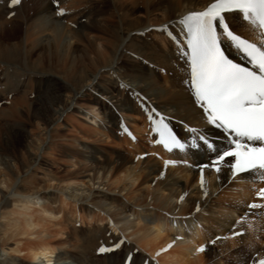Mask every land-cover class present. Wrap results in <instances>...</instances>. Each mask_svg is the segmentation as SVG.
Returning a JSON list of instances; mask_svg holds the SVG:
<instances>
[{"label":"bare ground","instance_id":"1","mask_svg":"<svg viewBox=\"0 0 264 264\" xmlns=\"http://www.w3.org/2000/svg\"><path fill=\"white\" fill-rule=\"evenodd\" d=\"M70 1L72 6L75 2L78 3V0ZM211 1L101 0L109 12L106 9L96 12L95 2L89 0L86 12L80 17H85L86 20L67 29L62 21L68 15L55 16L57 11L52 3L42 0L38 9L40 11L37 10L33 20L34 11L32 15L26 13L28 10L24 14V21H36V26L33 25L32 31L29 30L25 38L30 49L24 51L22 44L18 42L11 43L12 46L9 47L0 45V59L8 61L20 57L21 61L22 57L27 64L26 61L34 55L39 44L37 39L53 26L49 34L52 46L50 45L46 55L50 60L61 64L62 77L53 72V69H39L43 59L40 54L31 61L32 69L27 72L18 73L11 65H7L0 74V81L4 82L3 85L0 83V92L13 83L9 79L11 77H17V86L24 85L21 76L35 79L37 96L35 103L31 105V115L45 128V138L37 145V152L45 146L43 144L46 137H49V144L44 150L51 152L53 142L50 140L54 139L53 135H59L55 129L51 130L52 126L59 124V117L63 113L64 117L68 116L66 111L69 107L82 110L78 106L80 100L85 103L84 106L81 105L82 108L88 109L85 115L91 121V136L98 134L119 146L123 142L127 146L115 149L104 143L107 144L106 148L85 145L68 149L66 157L75 160L71 161L73 168L62 176L53 173L51 169L52 173L45 174L48 176L43 180L34 176L31 168L37 161V152L34 155L30 150L33 155L28 153L25 162L18 161L20 165L17 163V169L20 171L15 174L12 172L14 176L9 167L10 158L3 154L0 156V168L3 170L0 178V219H6L7 215L17 216L18 211L23 216L32 214L24 218L25 226L22 228L17 226L18 219H9L11 224L14 222L15 234L18 229V234L42 237L39 231L33 232V229L40 226L33 219L35 211L43 212L53 219L60 217L63 221L61 224L66 228L72 222L65 239L54 246L50 244V240L40 241L35 245L29 242L26 246L28 257H48L46 260L52 264H123L126 255L131 254L129 264H161L153 257L156 258L157 253L175 242L172 248L161 255L163 261L174 264H242L245 260L249 261L248 258H252L255 252L258 258L254 261L264 259V246L257 243L261 240L258 234L264 236V217L260 215L264 213V209L260 211L247 208L249 203H264L253 191L254 185H257V191L264 188V180L253 183L246 178V174H242L244 178L230 181L227 168L218 179L214 171L205 170V196V189L200 186L198 169L187 165L164 166V161L168 159H187L190 164L206 162L204 150L167 154L158 146H148L144 135L148 124L147 114L155 110L152 113L162 114L183 140L194 135L190 129L195 128L214 140L217 146L225 145V134L207 123L202 109L194 104L188 86L184 83L186 74L183 62L178 60L177 42L169 38L167 32L158 30L167 26L168 32L180 40L179 19L190 11L206 7ZM9 3L10 0H0V21H7L5 15L8 9L19 7H9ZM156 12L159 17L152 19L151 15ZM137 14L146 19H141L142 16H136ZM110 16H115L117 21H109ZM229 22L237 33L255 40V34L240 19ZM83 35L84 50H81L77 42L83 41ZM72 39L76 43L72 44ZM1 41L3 42L2 39ZM180 44L183 46L182 41ZM229 55L239 61V57L231 52ZM66 95L70 97L65 100ZM23 98L17 101L24 103ZM133 116L143 118L138 123V120H130L129 117ZM22 124L7 125L9 128L6 126L8 132L3 143L8 148L16 147L18 136H23L25 142L30 141L25 124ZM38 138L40 139L39 136ZM43 164L44 162H38L37 166L40 168ZM161 173L164 175L161 176ZM50 181H56L57 184L53 185ZM70 182H81L83 187L72 186ZM32 202L40 210L31 207L29 204ZM10 205L12 208L8 209ZM197 206L199 211L196 210ZM246 213L247 220L237 224L236 219ZM63 216L67 218L63 219ZM76 216L85 223L84 227L73 224ZM248 221L256 230L248 228ZM1 225L0 222V230L8 229ZM233 231H243V235L218 240L215 245L206 242L217 236L232 237ZM62 233L64 232L61 231ZM178 236L183 239H177ZM1 239L2 236L0 251L4 250V241ZM121 239L125 242L120 247L98 253L101 246L112 248ZM202 244L207 245V250L197 253V247ZM236 244L238 247L232 251V246ZM51 246L55 250L63 246L66 248L59 253L53 251ZM136 248L146 254L137 252ZM225 253L227 254L223 256ZM0 264L25 263L6 255L0 256Z\"/></svg>","mask_w":264,"mask_h":264},{"label":"snow or ice","instance_id":"2","mask_svg":"<svg viewBox=\"0 0 264 264\" xmlns=\"http://www.w3.org/2000/svg\"><path fill=\"white\" fill-rule=\"evenodd\" d=\"M21 2L10 0L9 7ZM53 2L58 16L68 14L66 9L59 7V0ZM237 18L249 26L255 40L239 35L230 27L229 21L234 22ZM178 24L186 37L183 46L168 32L167 26L158 30L167 32L177 42L178 60L183 62L186 74L184 83L193 102L202 109L209 125L223 131L226 144L217 146L214 140L195 128L190 129L194 135L183 140L173 133L165 117L154 119L149 115L152 130L158 135L156 143L168 153L199 152L201 149L206 153V162L190 164L187 159H168L164 161L165 168L187 165L198 169L202 189L206 184L205 170L214 171L218 179L227 168L230 181L244 178L242 174L253 183L264 180V0H212L202 11L184 15ZM230 52L246 63L230 58ZM204 195L207 196L206 189ZM256 197L264 200V188L256 192ZM247 208L264 209V203H249ZM196 210H200L199 206ZM260 215L264 216V213ZM247 217L248 213L237 224L245 222ZM248 228L256 230L250 221ZM240 235L243 233L233 231L232 237L217 236L209 244ZM123 242V239L117 241L112 248L101 246L98 252L115 250ZM173 243L162 251L172 248ZM206 250L207 245L202 244L196 252ZM256 264H264V259H259Z\"/></svg>","mask_w":264,"mask_h":264},{"label":"rangeland","instance_id":"3","mask_svg":"<svg viewBox=\"0 0 264 264\" xmlns=\"http://www.w3.org/2000/svg\"><path fill=\"white\" fill-rule=\"evenodd\" d=\"M22 1H23V4L22 5L20 4L19 7H17V9H15V8L8 9V12H6V15H5L6 19L8 18L7 21H0V45H2L1 47H4V46L9 47V46H12V44L14 42H18L19 44L20 43L22 44L24 51H26V50L28 51L30 49L29 42H26L25 38H26L27 32L29 30H31L32 27L36 26V24H35L36 21H24V14L28 10V12H26V13L32 15V13L34 11V14L32 17V20H33L34 15L36 14L37 10L39 9V6L41 7L42 0H22ZM44 1L45 2H51V0H44ZM65 1H66V3H68L70 5L68 8L70 10V13L67 14L68 15L67 19L62 21L63 25H66L68 27L67 29H69L71 27L73 28L75 23L84 22L86 20V18L85 17L80 18V17H82V15L86 12L87 2L89 0H78V3L75 2L74 6H72V3L70 0H60V2H65ZM91 1L95 2L96 12H98V10L100 12L101 10H105V9H106V12H109L108 9L106 8V6L104 5V3L101 2V0H91ZM53 8L56 9L54 6H53ZM39 11L40 10H38V12ZM74 15H76V17H73ZM55 16H58L57 13L55 14ZM136 16H142V17H140L141 19H146L143 17V15L137 14ZM156 17H159V15H157V12L153 13V15H151L152 19L156 18ZM109 19H110L109 21H117L115 16H112V17L110 16ZM77 20H79V21H77ZM51 28H53V26L49 27V29L45 33H42L40 35L41 39L40 38L37 39L38 40L37 43H39V44L35 48V53L33 55L34 57L33 56L30 57V60L28 59L26 61L27 64L23 61L22 57H21V61L19 60L20 57H17L18 59H11L8 61L1 58L0 59V74L3 72L2 69L5 68L7 65H9V66L11 65L16 70V72H18V73L20 71L21 72L22 71L27 72L28 70L32 69L31 67L33 64L31 63V61L36 59L37 54H40L43 59H41V61H42L41 64L39 63L40 64L39 69H41V70L42 69L43 70L48 69L49 71H52V69H53V72L61 75V77H62L63 76V70L61 68V64L58 62L55 63L54 60H50L48 58V56L46 55V53L49 52L50 45L52 46V44L49 42V39L51 37L49 35ZM12 37H14V39H12ZM1 39L3 40V42L1 41ZM82 40H80L82 42L78 41L77 43H78V47L81 50L82 49L84 50V46H83L84 45V35H83ZM45 41H46V43H45ZM74 43H76L75 39L74 40L72 39V44H74ZM42 44H43V46H42ZM43 55H46V56L43 57ZM49 61H51L50 64H49ZM43 64L46 67L43 66ZM59 68H60V70H58ZM21 77H22V81L24 84V85H21L22 87L20 85L19 86L16 85V80H18L17 77H11L9 79L10 80L12 79L11 82H13V83H10L7 87H4L5 91L2 90L0 92V97H3L5 95V98H0V100H1L0 101V156H2V154H3L4 156L7 155V158H10L9 159V167L12 170L11 173L13 172L15 174L18 171H20V170H18L19 165H20L18 163V161H20L21 163L25 162L24 160L27 159L28 153H31L32 151H33L32 153H34V155H36L38 153L37 154V161L31 167V168H33V172L35 173L34 176L37 175L38 179L43 180L45 178L47 179L48 175H45V174L52 173L51 169L53 170V173L56 172L57 174L62 176L65 174L64 172H66L67 170H71L73 168L71 164L75 160H73V159L70 160V159H68V157H66V151H68V149L78 148V147L85 146V145H98L99 147H105L106 148L105 145H107V144H104V143H108V146H112L115 149H120L122 147L127 148V146H126V144H124V142H123V144L120 143L121 146H119V145L115 144V142L113 143L110 139H107L103 136L101 137L98 134L96 136H91L92 132H93V128H91V126H90L91 121L85 115V113L88 112L87 111L88 109L82 108L81 105H83L84 101L80 100V103H79L80 105H78V106H80V109H82V110L78 111L76 108L72 109V107H69L66 111L68 116L64 117V113H63L59 117V124H54L52 126L51 130L55 129L57 134H59V135L58 136L53 135L54 139L52 138L53 140H50L51 142H53L51 152L48 150L47 151L44 150V148L48 147L49 137H46V139L44 140L43 145H45V146L43 147V149H40L37 152V148H36L37 145L39 144L41 139L45 138V134H44L45 128H44V126H42V124L39 123L40 121L35 120L33 118V116L31 115V113L33 112L31 105H33V103H35L34 101L36 100L35 98L37 96V92H35L36 89H35V84H34L35 79H33V78L31 79L28 76H21ZM9 79H7V81ZM0 83H2V85H3L4 82L0 81ZM71 84H72V82H71ZM72 86H75V85L72 84ZM40 94H42V92ZM19 96H20V99L18 98ZM66 97L68 98V97H70V95L64 96L65 100H66ZM21 98H23L22 100H24V103H21V102L19 103L17 101L18 99L21 100ZM31 101H32V103H31ZM12 103L14 104L13 106H12ZM84 105H85V103H84ZM13 107H15V108H13ZM13 109H14V111H13ZM26 113H29V114H26ZM89 114L92 115L91 112H89ZM7 115L8 116L10 115V116L8 117ZM129 118L131 121H135V120L137 121L138 120L137 122L138 123L140 122L139 117L133 116V117H129ZM26 120L29 122L27 123ZM100 120L101 119L99 118V121ZM23 122H24L25 126H24V124H22ZM13 123L22 124L26 128V131H28L27 133H29L27 135L30 136V138H29L30 141H28V142H25L23 140L24 139L23 136H21V137L18 136L16 138L17 141H15L16 147L14 149H12L10 147L8 148V146L4 145L5 143H3L4 136L8 132V128H9L8 126H10V124H13ZM60 127H63V128H60ZM5 128H7V129H5ZM58 129H59V132L57 131ZM38 136L40 137V139L38 138ZM143 137H144V135H143ZM33 139H35V140H33ZM96 139H98V140L96 141ZM118 142H120V141H118ZM118 142L116 141V143H118ZM26 143H28L29 145L31 144L30 145L31 147L29 145H27ZM87 143H89V144H87ZM25 147H27V148H25ZM28 150L29 151L32 150V151L29 152ZM32 153H31V155H33ZM71 161H73V162H71ZM38 162H41V163L44 162V164H43L44 166L42 165V167L40 166V168H39L37 166ZM1 166L2 165H0V167ZM47 170H49L50 172ZM0 171L2 173V174L0 173V175H1L0 178H2V175H3L2 168H0ZM60 172H62V174ZM14 174H13V176H14ZM52 182L53 181H50L51 184H52ZM78 183L76 182L74 184V182H73V184H72L70 182L69 184H72V186L77 185V187L82 188L83 185L81 184V182H78ZM55 184H57L56 181L53 182V185H55ZM253 191L256 194L257 185H254ZM29 205H31V207H34V209L36 208V210H40V207H39V209H37L38 207H36V205H33V202L30 203ZM9 207L10 208H8V209L12 208L11 205ZM27 216H32V214H28V215L23 216L22 212L18 211L17 216L16 215L15 216L7 215L6 219H3V218L0 219V222L2 223V225H4V226H2V225L1 226L3 228H8V229H6V231L2 230V229L0 230V236H2L1 241H4V243H3L4 250L0 251V254H1L0 256L4 257V256L8 255V256H11V257H13V258L17 259L18 261H21L22 263H25V264H27V263H29V264H52L49 262V260L48 261L46 260V259H48V257L40 256L37 259H33L32 257H28L26 246L29 242L31 244L35 245V244H38L40 241H44V240H47V241L50 240L49 241L50 244L54 246L55 243H59V242H61V240L65 239V236L67 235V231L70 228L72 222H71V224H68V226L66 228L64 226V224L63 225L61 224L63 221L60 217L53 219V218H49V216L45 215L43 212L35 211V212H33V219H36V222H39L40 226L33 229V232L36 233L39 231L40 235H42V237H36L35 234H33L35 237L32 236V234L30 236L18 234V232H20V230H18V229H17V234H15L14 222H12L13 224H11L9 219H13V220L18 219L17 223H19V224H17V226L22 228L25 226L24 225V223H25L24 218ZM244 216L245 215H241V217H244ZM64 218H67V217L63 216V219ZM82 218L84 219V217H82ZM27 219H29V218H27ZM77 219H78V217L75 220H77ZM80 222H76L73 224H79L80 226L84 227L85 223H82V222L80 223ZM85 222H87V218H85ZM9 223L12 226L9 225ZM61 231H63L64 233L61 234ZM14 235H16V236L14 237ZM258 235H259V239H261V240H259V242L263 243L262 238H264V236H262L261 233ZM257 243H258V241H257ZM235 247H238V244L232 246V248H233L232 251L236 249ZM50 248L53 251L61 253L64 251V249L66 247L63 246V247H60L56 250L52 246ZM229 249H231V248H229ZM137 252H139L141 254H144V253L146 254V252H143V251L138 250V249H137ZM227 253H225L223 256H225ZM163 254H165V252L161 250L160 254L158 256H156V258L153 257V259L157 260L161 264H174V263H171L170 261H163L162 260ZM51 258H54V256H52ZM245 261H247V260H245ZM245 261L242 264H245ZM154 263H156V262H154Z\"/></svg>","mask_w":264,"mask_h":264}]
</instances>
